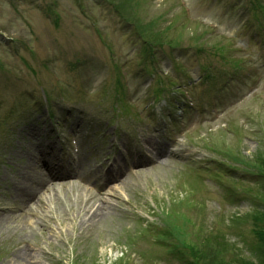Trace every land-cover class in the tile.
<instances>
[{
    "label": "rangeland",
    "instance_id": "obj_1",
    "mask_svg": "<svg viewBox=\"0 0 264 264\" xmlns=\"http://www.w3.org/2000/svg\"><path fill=\"white\" fill-rule=\"evenodd\" d=\"M249 3L0 0V264H264V34ZM122 6L157 20L156 29L179 44L155 46L153 66L145 68L146 42ZM232 41L233 56L249 59L260 79L244 84L220 118L203 109L210 107L202 66L219 67L205 51L212 45L227 56ZM223 62L234 71L240 60ZM157 73L168 89L154 102ZM56 76L70 85L73 102L60 98ZM174 80L186 84L187 93L177 92ZM172 97H196L203 110L189 113L184 127L168 128L169 113L176 114ZM127 109H138L145 123L123 115ZM181 112L173 120L182 121ZM148 139L186 155L129 164L139 148L153 150ZM30 143L56 158L55 168L78 157L94 180L79 177L71 187L59 184L69 179H56L38 202L37 193L29 202L16 196V169L37 173ZM101 157L109 158L105 167ZM125 161L128 168L107 182L110 168ZM103 208L105 215L92 220ZM214 234L221 245L201 242ZM24 252L30 257L19 259Z\"/></svg>",
    "mask_w": 264,
    "mask_h": 264
},
{
    "label": "bare ground",
    "instance_id": "obj_2",
    "mask_svg": "<svg viewBox=\"0 0 264 264\" xmlns=\"http://www.w3.org/2000/svg\"><path fill=\"white\" fill-rule=\"evenodd\" d=\"M38 128H32L30 127L29 130H31L32 132H35ZM148 142V141H147ZM28 146H30L32 148V152H27L29 153V155L35 156L37 159V166L38 168H41L43 166H45L44 163V148L40 145H36V143H30V145L28 144ZM163 148H166L165 146ZM163 148H157V155L150 157V156H146L145 152L144 153H140L143 156L141 158H138L136 161L138 162L137 164L142 166L145 165L148 160H155V162H157L156 160H165V162L170 159V158H174L176 159H180L182 157H184L186 154L183 150H179V151H170L168 149H163ZM139 154V155H140ZM145 155V156H144ZM153 160V161H154ZM105 161V160H104ZM117 161V160H115ZM31 162V161H29ZM54 163H50L51 167L53 166ZM47 166L46 167V173L47 176L44 177L41 174H31L28 171V166H22L19 167L18 169H16L15 171V176H20V180H17L15 185V193L16 196H22L27 202L30 201V197L34 194L37 193V197H36V202L40 201V196L45 193L46 191H49L51 189L54 190V188H56V185H58L57 183L54 182V179H62V178H71L72 177V172L70 171H66V170H60L59 172L56 173V175H54V171L53 169ZM82 169V168H81ZM90 173L89 171H81V173L77 174V176L81 177L83 175H86L88 173ZM81 174V175H80ZM60 185H67L70 184L71 187L74 185H78L76 182L74 181H69L66 183H59ZM44 195V194H43ZM100 211V212H99ZM99 211H95V213L91 216L92 220H99L102 218V216L105 215V209H100ZM30 254L27 253H22L21 255H19V259L23 260L26 258H29Z\"/></svg>",
    "mask_w": 264,
    "mask_h": 264
},
{
    "label": "trees",
    "instance_id": "obj_3",
    "mask_svg": "<svg viewBox=\"0 0 264 264\" xmlns=\"http://www.w3.org/2000/svg\"><path fill=\"white\" fill-rule=\"evenodd\" d=\"M129 7L130 6H127V7L122 6V8H120V10L124 11L127 14H129L128 16L127 15L126 16L129 18V20L133 24H135L137 26V28L140 30V33H141L142 37L146 41H148L150 43H157V42L161 43V42H164L167 39V35H166L167 32H164V30H160L159 28L156 29L155 26H156V21L157 20H155V19L153 20L152 19L153 21L151 20V21L147 22L144 17L142 18V15H141L142 13L140 14L139 11L133 12L131 10V8H129ZM144 24L147 25V28H144ZM259 213L260 212L258 210H256L255 212H253L251 214H255L253 217L257 220V219H259V217H258ZM263 216H264V213H263ZM200 240H201V242L207 241L209 247H214V246L221 245L220 241H219V237L216 234L211 235L210 237H204V238H202ZM225 242L228 243L226 238H225L224 243ZM193 261H195V263H196L195 259Z\"/></svg>",
    "mask_w": 264,
    "mask_h": 264
}]
</instances>
